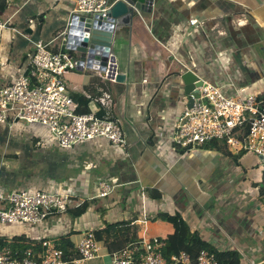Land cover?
Returning a JSON list of instances; mask_svg holds the SVG:
<instances>
[{"label": "crops", "instance_id": "obj_1", "mask_svg": "<svg viewBox=\"0 0 264 264\" xmlns=\"http://www.w3.org/2000/svg\"><path fill=\"white\" fill-rule=\"evenodd\" d=\"M7 3L0 19L23 34L2 45L8 58L0 67V86L28 70L35 41L52 51L65 50L62 31L74 7L69 0ZM193 19L198 23L192 24ZM113 49L129 82L86 67L68 72L65 79L74 99L91 98V108L119 122L127 144L96 138L65 149L49 130H0V206L2 198L20 189L52 188L75 196L66 211L49 214L37 225L0 224V245L26 236L31 245L53 239L61 248L67 239L72 245L68 255L77 257L86 230L96 234L108 223L120 222L111 237H96L100 256L88 262L111 264L108 242L127 232L125 221L131 228L125 246L135 241V232L137 239L158 236L180 244L184 226L161 219L165 213L177 215L214 249L238 250L242 264H264L262 158L236 151L225 141L224 150L203 144L180 157L169 145L170 123L184 105L183 71L209 81L200 75L207 67L213 75L209 82L228 93L247 87L264 95V0H155L152 13L115 32ZM104 92L112 95L110 104L100 102ZM99 179L120 185L109 196L93 197ZM84 202L87 208L77 214Z\"/></svg>", "mask_w": 264, "mask_h": 264}, {"label": "built area", "instance_id": "obj_2", "mask_svg": "<svg viewBox=\"0 0 264 264\" xmlns=\"http://www.w3.org/2000/svg\"><path fill=\"white\" fill-rule=\"evenodd\" d=\"M69 1L74 4L73 17L75 14L97 12L106 16V11L117 0ZM71 18L63 35L68 32ZM191 23L196 24L198 20L193 19ZM5 28H9V22L0 19V55ZM34 45L35 50L27 62L31 76L21 71L11 83L0 86V125L13 126L15 121L24 120L47 126L58 145L65 149L96 138H106L112 144L125 146L127 140L117 120L100 116L98 108L84 113L76 111L78 103L65 79V74L77 67L69 50L52 51L42 40L35 41ZM109 74L107 69V78ZM181 89L184 94V100L180 101L181 104L184 102L183 109L173 116L169 127V145L179 157V149H194L217 139L225 141L236 151H251L264 162V95L258 96L248 91L247 87L228 93L222 86L207 80L191 93L185 92L184 84ZM99 100L102 104H110L112 95L104 92ZM119 185L109 179H99L93 197L109 196ZM2 199L5 204L0 206V224L37 225L49 214L66 211L75 196L44 189H37L34 193L20 189ZM12 242L5 240L0 245V264H88L100 256V246L92 229L86 230L77 244V257L65 256L53 239H45L40 242L42 250L39 253L34 252L31 246L20 259L13 257ZM165 245L162 237L132 241L111 253V264H219L216 254L207 249L201 250L196 260L182 251L167 262L163 255Z\"/></svg>", "mask_w": 264, "mask_h": 264}, {"label": "water", "instance_id": "obj_3", "mask_svg": "<svg viewBox=\"0 0 264 264\" xmlns=\"http://www.w3.org/2000/svg\"><path fill=\"white\" fill-rule=\"evenodd\" d=\"M154 4L155 0H117L106 11V16L102 12L75 14L64 36L65 49L77 55L76 69L90 68L99 71L102 76H106L109 69V78H115L120 83L129 82L128 74L119 70L115 57V32L125 26L132 27L139 17L144 19L145 13L154 11ZM181 79L186 93L204 84V79L192 70L184 72Z\"/></svg>", "mask_w": 264, "mask_h": 264}, {"label": "trees", "instance_id": "obj_4", "mask_svg": "<svg viewBox=\"0 0 264 264\" xmlns=\"http://www.w3.org/2000/svg\"><path fill=\"white\" fill-rule=\"evenodd\" d=\"M7 5H8L7 0H0V14L6 10ZM70 53L72 52L70 51ZM26 74L30 75V70H27ZM75 99L78 101L79 104V107L76 110L77 112L84 113L90 111L91 98H88L84 95H79ZM98 113L100 116H103L102 109ZM203 146L211 147V148L216 147L222 150L226 148L224 142L217 139L210 140L206 142ZM189 149L190 148H183L181 150L179 149V151L181 153H184ZM86 204L87 203L85 202L83 203V206L78 209L77 214L83 213V211L87 208ZM159 216L161 217V219L164 220L179 221L181 225L184 226V233L178 236V238L180 239V244L178 243L177 245L176 243H173L172 238H168V239L163 238L166 242V245L163 248V255L167 260V262L171 261L173 255L179 254L182 251L189 253L190 256L193 258V260H196L201 250L207 249L216 254L219 264H242V254L238 250L236 249L216 250L205 242V240L203 239V237L200 235L199 232L197 231L191 232V229L185 223H183L184 221L181 218H179L177 215L170 216L168 214L162 213ZM119 224L120 222L108 223L104 229L99 230L96 233V237L99 239H101L104 235H106L108 238L111 237L114 233L113 231H115V228ZM123 225L127 230V232H125V234H122V238L116 236L114 240L108 242L109 247L112 251L122 249L126 245V243L131 241V238L129 237V234H131L129 231L131 230L129 222L125 221L123 222ZM136 237L137 235L135 232L134 238H132V240H138ZM12 243L13 244L11 245V247L13 249V257H17L20 259L24 257L25 250L31 246L33 247V251L36 253L42 250L40 242L36 243L35 245H31V240H29L26 236H17L14 239V242ZM63 243L66 245H63L61 248H63L62 250L64 251L66 256L68 255V248L72 247V245L69 243V240L67 239H65Z\"/></svg>", "mask_w": 264, "mask_h": 264}, {"label": "rangeland", "instance_id": "obj_5", "mask_svg": "<svg viewBox=\"0 0 264 264\" xmlns=\"http://www.w3.org/2000/svg\"><path fill=\"white\" fill-rule=\"evenodd\" d=\"M19 27H21V26H19ZM22 28V27H21ZM13 29V28H12ZM11 29V27L9 26V28H5L4 29V33H3V44L5 45V43H7V44H9L10 43V41H11V38H13V37H15L16 35L17 36H19V34H18V32H17V30H16V28L15 29H13L12 30ZM4 49V48H3ZM2 49V52H1V55H0V67H2V66H6V64H7V56L4 54V50ZM221 59L223 60V58L221 57ZM229 57L228 58H226V61H229ZM220 60V59H219ZM200 75H202V76H204L206 79H208L209 81H213V75L211 74V72H210V70L206 67V68H204V70H201L200 71ZM5 85V84H4ZM35 128H40V129H42V130H44V131H48L49 130V128L47 127V126H44V125H41V124H30V123H27V122H25L24 120H18V121H15V128H8V129H6V127L5 126H2V125H0V130H7V131H9V130H15V131H17V132H26V131H31V130H34ZM48 135L50 136V137H52V133L50 134V133H48ZM248 152H251V151H248ZM251 153H253V152H251ZM254 154V153H253ZM256 156H258V159H260L259 157V155H256ZM98 182V181H97ZM118 184H120V183H118ZM118 187V186H117ZM116 187V188H117ZM116 188H115V190H116ZM48 189V190H47ZM47 189H44V190H46V191H49V192H55V190H52V188H47ZM37 190V188H28L26 191L28 192V193H34L35 191ZM114 190V191H115ZM113 191V192H114ZM112 192V193H113ZM111 193V194H112ZM95 194H96V191H95ZM95 194H94V196H95ZM148 236H153V235H155V234H153V233H148L147 234ZM156 237H158V236H156ZM39 253V252H38Z\"/></svg>", "mask_w": 264, "mask_h": 264}]
</instances>
